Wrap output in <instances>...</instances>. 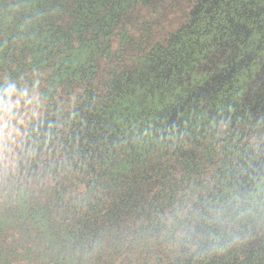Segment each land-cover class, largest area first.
<instances>
[{
    "label": "trees",
    "instance_id": "1",
    "mask_svg": "<svg viewBox=\"0 0 264 264\" xmlns=\"http://www.w3.org/2000/svg\"><path fill=\"white\" fill-rule=\"evenodd\" d=\"M34 12L0 10V50L20 42L19 54L33 64L32 30L23 27ZM21 14L19 30L27 33L16 36ZM21 77L0 92L3 101L21 102L11 138L0 139V264H184L203 207L194 201L204 195L171 209L167 181L155 188V176L131 159L141 152L133 117L115 106L103 120L88 100L26 104L33 91ZM198 166L190 160L185 173ZM204 173H194L196 189L211 190L202 185Z\"/></svg>",
    "mask_w": 264,
    "mask_h": 264
},
{
    "label": "flooded vegetation",
    "instance_id": "2",
    "mask_svg": "<svg viewBox=\"0 0 264 264\" xmlns=\"http://www.w3.org/2000/svg\"><path fill=\"white\" fill-rule=\"evenodd\" d=\"M180 1H173L174 8H184L177 28L149 52L160 72L154 75L149 123L161 126L168 142L178 140V134L185 141L191 136L197 140L198 136L186 132L196 116L217 137L205 150L213 185L200 201H194L203 207L183 262L264 264V0ZM88 2L26 0L9 8H36L33 14L44 18L39 23L44 32L41 39L53 36L71 44L74 39H59L63 19L75 12L81 17ZM153 2L111 1L103 39L111 37L107 28L115 26L116 19L134 13L140 20L142 13L149 15V8H160ZM14 26L19 30L24 24ZM89 43L80 41L77 51H85Z\"/></svg>",
    "mask_w": 264,
    "mask_h": 264
},
{
    "label": "rangeland",
    "instance_id": "3",
    "mask_svg": "<svg viewBox=\"0 0 264 264\" xmlns=\"http://www.w3.org/2000/svg\"><path fill=\"white\" fill-rule=\"evenodd\" d=\"M25 1L0 0V10L9 8L10 5L22 6ZM111 1L113 0H89L88 6L82 10L84 13L81 17H77L76 14L79 13L75 12L70 18L63 19L64 30L59 31V39L61 36L70 40L74 39L71 44L59 41L53 36L41 39L44 32L39 28L41 25L39 23L44 18L32 14L24 28H27L29 32L32 30L30 34L33 39L30 40V45L27 40H24L23 43L26 42V44L21 52H24L28 45L35 48L38 56L33 64V61H29L32 60L30 56L20 55L17 50L20 42L12 44L6 51L4 48L0 50V92H5L7 85L14 86L18 76H22L21 79L25 80L23 84L33 91L29 95L31 99L26 100V104L37 102L35 104L44 107L47 104L61 103L70 99L82 103L88 100L89 104L87 102L86 104L95 114L103 110L101 112L103 118L107 115L109 118L113 117L115 113L109 110L117 106L122 115H127L125 116L127 120L130 121L133 117V124H137V128L140 127V131L135 135L139 140L137 142H141L140 156L144 155L140 157L139 154H133L131 159L143 166L139 170L144 174L149 173L151 177L155 176L151 180L155 188L160 185L161 180L167 181L166 190L170 191L169 205L171 209H174L177 204L185 203L184 199L190 202L196 197L206 195L209 191L208 188L201 186L196 189L194 173L202 167L207 180L205 183L202 182V185L209 188L213 185L205 150L209 142L217 139L211 135L213 132L211 127L210 129H206V125L202 127L200 121L195 119L196 116L186 125V132L192 134L194 138L198 136L197 140H193L191 136L189 141H185L180 139L182 134H178V140L165 141L161 126L150 124L152 116L148 114V110L154 106L152 97L155 96V92L152 90L156 80L154 75L157 74L158 68L149 52L160 45L158 41L177 28L179 16H182L184 8H174V0H164L162 3V0H154L153 5L160 3V8L154 6L149 8V15L146 12L142 13L143 17L140 20L134 17V13H128L126 17L116 19L115 26L107 28V36L108 33H112L111 37L103 39V30H105L103 23L106 20L105 15H108L112 9L109 8ZM180 2L185 3L183 0ZM29 9L36 10V8ZM147 9L142 10L148 11ZM43 12L44 10L39 14ZM24 16L21 14L18 22H23ZM46 19L50 21L48 20L50 18ZM35 29L37 32L34 31ZM113 34L116 36L112 37ZM21 35L20 32L16 36ZM19 39L17 38V41H20ZM83 40L90 41L91 44H87L85 51H77L80 41ZM103 43L105 49H103ZM9 51L11 58L4 60L8 57ZM26 53H29V49ZM80 62L83 63L81 67L77 66ZM158 73H160L159 70ZM20 103L19 98H8L4 101L0 99V139L11 138L13 132L10 127L17 121L14 111L20 108ZM201 140L202 142L196 145V142ZM190 160L194 161V164L199 163V166L193 173L190 171L185 173ZM99 164L103 168L106 167L104 160ZM106 175H108V181L113 180L114 174L111 175L110 171ZM111 211V208H107L106 213L109 214Z\"/></svg>",
    "mask_w": 264,
    "mask_h": 264
}]
</instances>
